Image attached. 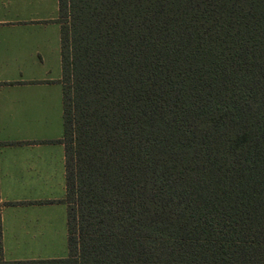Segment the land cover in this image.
Masks as SVG:
<instances>
[{"label": "trees", "instance_id": "1", "mask_svg": "<svg viewBox=\"0 0 264 264\" xmlns=\"http://www.w3.org/2000/svg\"><path fill=\"white\" fill-rule=\"evenodd\" d=\"M58 21L68 254L0 264H264V0Z\"/></svg>", "mask_w": 264, "mask_h": 264}, {"label": "crops", "instance_id": "2", "mask_svg": "<svg viewBox=\"0 0 264 264\" xmlns=\"http://www.w3.org/2000/svg\"><path fill=\"white\" fill-rule=\"evenodd\" d=\"M58 15L59 0H0V260L68 249Z\"/></svg>", "mask_w": 264, "mask_h": 264}, {"label": "rangeland", "instance_id": "3", "mask_svg": "<svg viewBox=\"0 0 264 264\" xmlns=\"http://www.w3.org/2000/svg\"><path fill=\"white\" fill-rule=\"evenodd\" d=\"M60 21H65V18L59 17ZM6 256L9 252H13L11 256H19L21 260H30V259H49L52 257H58L62 254V251H65L64 254L67 255V249H5Z\"/></svg>", "mask_w": 264, "mask_h": 264}]
</instances>
